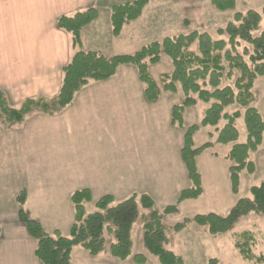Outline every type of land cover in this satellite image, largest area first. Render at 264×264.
<instances>
[{
  "label": "trees",
  "instance_id": "trees-1",
  "mask_svg": "<svg viewBox=\"0 0 264 264\" xmlns=\"http://www.w3.org/2000/svg\"><path fill=\"white\" fill-rule=\"evenodd\" d=\"M151 1L153 0H133L113 5L110 13L112 36L118 37L125 25L139 19L143 9ZM211 3L220 12L233 10L235 7V0H211ZM98 16V10L92 6L56 20V29L70 35L71 47L75 50L69 63L62 68V81L58 93L51 98L38 96L26 99L19 109H13L8 106L0 91L2 125L11 128L20 124L25 116L34 111L47 116L60 113L90 82L108 81L123 66H133L136 69L138 79L144 87L146 100L154 103L159 98L160 90L150 75L148 63L158 64L160 55L164 54L170 58L173 71L163 76V91L174 93L176 84H179L184 96L181 103L171 109V125L184 129L183 113L186 109L194 107L197 101L209 103V107L198 125L183 130L180 158L191 186L182 190L176 203L165 207L163 214H175L181 202L196 200L201 196V176L196 159L205 149L211 147V143L196 148L193 136L200 127L216 128L221 121L225 124L218 130L215 142L221 145L233 144L226 158L232 163L228 169L231 191L237 193L241 172L246 171L248 174L254 172V164L248 160L249 154L255 152L263 140L264 122L258 111L252 107L255 100L252 91L255 81L264 78V30L253 36L264 18V9L261 13L252 10L245 14L236 13L232 22L224 29L217 30V34L225 36L226 40L213 41L208 34L193 32L186 36L166 38L161 43H151L132 55H116L109 58L96 51L81 50V32ZM241 42L251 49L243 47L242 53H239L237 49ZM193 44L197 46V54L190 50ZM234 73L237 77L233 85L223 86L224 82L233 78ZM231 106H237L244 111L226 114L225 109ZM241 117L246 130V140L237 143L238 131L235 121ZM249 192L250 198L238 200L226 216L212 213L196 215L191 220L184 219L175 224L174 231L180 232L188 223H194L206 227L210 236L223 235L248 214L264 215V182L252 187ZM137 198L136 195H132L114 205L113 198L106 195L95 202L96 211L86 214L85 205L91 202L90 191L84 189L73 192L70 204L74 221L68 237L62 236L58 231L48 235L39 222L29 218L23 208L25 191H21L17 198V213L27 234L36 242L35 256L42 264H71V253L75 247H81L90 255L96 256L104 250L106 233L113 238L109 249L110 255L119 260H126L132 253L131 232L139 217L138 203L146 210H151L154 206V202L147 194L140 195L139 201ZM143 229L144 247L158 259L159 264H184L180 257L166 249L168 239L159 214L152 211ZM245 236L243 243L236 244L242 258L256 264L262 263L263 257L252 255L250 235L247 233ZM133 260L136 264H144L146 261L143 255H135Z\"/></svg>",
  "mask_w": 264,
  "mask_h": 264
},
{
  "label": "rangeland",
  "instance_id": "rangeland-1",
  "mask_svg": "<svg viewBox=\"0 0 264 264\" xmlns=\"http://www.w3.org/2000/svg\"><path fill=\"white\" fill-rule=\"evenodd\" d=\"M131 1L133 0H99V3L93 6L97 10L101 9L99 21L107 24L112 38L116 39L119 37L120 40H115L114 42L109 41L104 29H102L97 41L90 39V37H85V42L81 50L96 51L107 58L116 55H132L142 47L151 43H161L166 38H175L181 35L186 36L193 32L208 34L213 41L226 40L225 36H219L217 34V30L224 29L229 22H232L233 16L236 13L245 14L249 10L261 13L264 9V0H235L234 9L225 12L218 11L212 5L211 0H153L145 6L140 18L125 25L120 35L115 38L111 34V7L115 4H124ZM263 30L264 18H262L259 28L253 33V36H257ZM243 47H247L249 50L251 49L248 45L241 42L237 51L242 53ZM2 49V0H0V55L2 54ZM72 50L75 53V50ZM190 50L197 54L196 44H193ZM128 67H130V72L134 73L138 79L136 69L133 66ZM60 70L59 85L61 86L62 69ZM148 70L160 90L158 98L159 104L156 107H161L162 111L168 109L169 106L179 105L184 98L179 84H176V91L174 93L163 91V76L169 75L173 71L170 58L161 54L158 64L151 65L148 63ZM236 77L237 74L234 73L233 78L230 81L224 82L223 86H232ZM9 82L8 80L2 81V68H0V91L4 95L10 108L19 109L21 103L26 99H33L38 96L51 98L38 95L24 99L26 94L20 92L24 87H21V85L19 87ZM123 82H126V80L121 77L116 81V84H123ZM252 92L255 99L252 107L258 111L264 122L263 77L255 81ZM193 97L196 98L195 95ZM208 107L209 103L205 104L197 101L194 107L186 109L183 113L184 129L192 125H198ZM235 111L243 113L244 110L237 106H231L226 108L224 112L231 115ZM41 115L42 113L34 111L25 116L20 124L11 128H6L0 121V215L2 213L18 215L17 198L21 191H25V186H30L36 193H45L48 196L45 198L47 199L45 203L42 201L38 203L39 206L37 204H29L27 210L25 207V199L23 208L29 218L32 219V212L35 213V211H38L39 214H42L45 218L52 221L60 230H63L70 223L73 224V210L70 202L67 199L64 200V196L66 197L67 193L53 189L47 182L46 169L48 166V158L46 151L48 149V134L46 132L42 134L34 132L36 123L32 125L35 122V117ZM224 124L225 122L221 121L216 128L200 127L193 136L194 147L196 148L205 143H211V147L205 149L196 159L198 172L201 176V196L196 200L181 202L178 205L177 213L164 215V208L175 204L180 192L191 186L187 177V171L180 159L178 149V146L181 145L184 129H171L168 121L166 131L168 140L167 150L170 151V154L165 159V168L162 166L160 170L158 169L153 172V175L151 174L150 176L151 179L149 178V181L143 185L144 187L141 185L139 188L140 191L138 192L147 193L154 202V206L151 210H146L138 203L139 217L131 232V241L133 244L131 252L133 255H143L146 259L145 264H159L158 259L152 256L143 244V226L149 220L152 211L161 216V224L165 227V234L168 239L165 246L166 249L180 257L184 264H256L245 261L236 248V244L245 241V234L247 233L250 235L249 240L252 239L253 242V244L250 242V245H252V255L264 258V215L248 214L239 219L235 226L223 235L210 236L206 227H200L194 223H188L180 232L174 231L175 224L184 221V219L191 220L196 215L212 213L223 217L226 216L238 200L250 198L249 191L252 187L259 186L264 182L263 133L261 145L255 152L249 154L248 160L254 164L253 174L242 171L239 176L237 193H232L228 172L232 163L227 160L226 156L233 144L221 145L215 142L217 132ZM235 127L238 131L237 143L245 142L246 130L242 117L235 121ZM52 128V145L63 144L62 150L58 151L63 154V161L54 164L55 166L65 165L66 167L77 168L79 170L80 166L77 167L78 164L76 161L82 155L88 156L93 154L96 164H99L96 166L98 168L104 166V170L109 171L107 169V162L112 161L110 157H112L111 154L113 153V150H111V154L108 153L109 144L110 142L112 144L116 143L118 137L111 140L112 135H107L106 133V139L103 135L98 139L90 137V141L86 143L82 132L68 133L65 128L60 132L58 128ZM41 130H45V127L43 129L40 127ZM126 140V143L129 144L127 145L128 152L134 147L140 150L139 148L145 144L139 136H137V139ZM119 143L121 144L123 141ZM123 147L124 145H118L119 150H122ZM42 155L46 157L40 158L39 156ZM113 176L126 177L127 173L117 169L114 170ZM133 176L136 178L137 175L134 174ZM72 191L74 190L67 192ZM53 194H56V199ZM25 195L27 196L26 192ZM136 196L139 201L140 195ZM99 197H96V195L93 196V201L100 199ZM56 200H61V203L58 205V202H55ZM94 204L91 199V202L85 205L86 214L96 211ZM113 204L115 205L114 198ZM110 242H113V238L110 234L106 233L104 250L99 257H105L104 255H107L111 245ZM76 248L74 251L77 250L84 253L85 259L89 264L99 262L98 257L94 258L88 252L82 250V248ZM133 259L134 256H131L126 260L117 259L116 261L118 264H136ZM77 260H79V257L74 256V264H76ZM83 260V258L80 259V261ZM258 264H264V261Z\"/></svg>",
  "mask_w": 264,
  "mask_h": 264
},
{
  "label": "crops",
  "instance_id": "crops-1",
  "mask_svg": "<svg viewBox=\"0 0 264 264\" xmlns=\"http://www.w3.org/2000/svg\"><path fill=\"white\" fill-rule=\"evenodd\" d=\"M98 3L99 0H2V81L8 80L10 84L24 87L20 91L26 94L24 99L38 95L55 96L60 89V69L69 63L74 54L70 46V35L56 29V20ZM98 11L97 20L81 32V48L85 37L97 41L102 29L109 41L120 40L119 37H111L107 24L99 21L101 9ZM121 77L126 82L117 85L116 81ZM158 104L159 100L154 103L146 100L144 87L134 73L130 72V67L123 66L108 81L86 85L60 113L35 117V122L32 123H36L34 132L48 134V184L55 190L65 191L67 195L64 200L67 199L68 202L73 192L84 189L90 191L93 203L97 201H93L95 195L100 196L99 198L112 196L114 203L118 204L134 194H145L138 193L140 186L144 187L153 172L160 170L162 166L165 168V159L170 154L167 150L168 121L171 129H178L171 125L170 111L173 106L161 111V107H156ZM40 127H45V130L40 131ZM52 127L58 128L60 132L63 128L68 133L82 132L86 143L90 141V137L98 139L103 135L106 139L108 134L112 135L111 140L118 137L116 143L109 144L108 153L111 154L113 150L110 157L112 161L107 162L109 171L104 170V166H96L99 164H96L93 154L82 155L76 161L77 167L80 166L79 170L65 165L55 166L54 164L63 161V154L58 152L62 150L63 144L52 145ZM137 136L145 144L140 150L134 147L128 152L129 144L126 139H137ZM120 141L123 143L120 144ZM182 142L183 134L181 145L178 146L179 155ZM118 145H124L122 150L118 149ZM117 169L125 171L127 176H113ZM134 174L137 175L136 178ZM30 189V186L24 188L27 194L26 210L29 204L39 206L38 203H45L48 196L45 193L38 194L33 189L30 194ZM70 190L74 191L67 192ZM53 195L56 199V194ZM55 202L59 205L61 200ZM32 213V219L40 223L46 234L53 235L58 231L64 237L69 235L72 223L60 230L38 211ZM17 216L8 213L0 215V264H42L35 256L36 242L27 234ZM75 249L77 248L71 253V264H74V256L79 257L76 264H89L84 253L74 251ZM101 254L93 256L99 259L94 264H118L117 259L110 257V252L105 257H99ZM131 256L135 255L131 253ZM81 258L84 260L80 261Z\"/></svg>",
  "mask_w": 264,
  "mask_h": 264
}]
</instances>
